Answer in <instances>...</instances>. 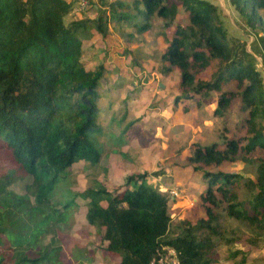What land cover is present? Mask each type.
I'll return each mask as SVG.
<instances>
[{
	"label": "trees",
	"instance_id": "trees-1",
	"mask_svg": "<svg viewBox=\"0 0 264 264\" xmlns=\"http://www.w3.org/2000/svg\"><path fill=\"white\" fill-rule=\"evenodd\" d=\"M99 2L103 9L95 19L65 25L71 0H0V264L88 261L79 240L60 232L73 224L80 205L106 252L118 256L117 264H151L164 247L174 250L178 264H220V245L258 246L264 240V0H229L243 33L251 30L250 49L261 65L245 43L226 44L217 8L207 1ZM179 7L185 27L165 39L159 56L165 73L178 71L180 93L172 108L215 95V116L238 100L245 117L239 137L193 146L187 161L197 180L182 177L192 188L202 186L204 216L173 224L169 208L176 199L152 186L147 173L125 177L112 191L93 180L80 192L72 191L70 173L79 162L99 165L101 111L109 113L111 127L127 116L125 107L119 119V111H111L114 90L104 87L105 66L88 67L84 58L88 26L100 35L108 26L124 34V27L130 40L147 32L152 19L169 26ZM213 62L210 79H196ZM134 124L127 122L122 136L129 137ZM236 162L247 175L225 168ZM225 220L244 232L227 229ZM249 251L230 250L225 264H250Z\"/></svg>",
	"mask_w": 264,
	"mask_h": 264
},
{
	"label": "rangeland",
	"instance_id": "rangeland-1",
	"mask_svg": "<svg viewBox=\"0 0 264 264\" xmlns=\"http://www.w3.org/2000/svg\"><path fill=\"white\" fill-rule=\"evenodd\" d=\"M100 0H89V7L83 12L70 10L64 17V24L68 25L77 20L91 21L96 18ZM114 2L117 0H106ZM217 8V15L227 33V45L245 43L252 40L251 30L244 32L245 25L239 15L229 3V0H203ZM169 26L159 19L151 20V27L147 32L134 33L128 37L129 30L122 27L124 34L108 26L105 35L97 33L92 25L88 26L91 37L83 40L84 58L88 67L103 64L108 71L104 83L106 89L113 92L112 112L119 111L118 119L127 110L126 121L119 127L110 126V115L101 111V136L96 137L97 147L100 149L101 161L96 167L83 162L75 164L71 169L73 180L72 191H83L91 181L100 182L108 191L120 186L124 178L136 173H147L152 186L175 192L177 199L169 208L173 224L184 219L203 217L204 212L198 198L202 186L192 188L189 181L182 176L187 175L195 184L197 175L188 164L187 157L191 154L195 144L203 145L211 141L223 140V137H239L243 129L239 101L235 100L228 112L223 116H215V95L197 104L193 102L183 109L179 104L172 108L175 96L180 93L179 75L177 70L165 73L159 62V56L166 47L165 39H171L177 27H185L186 14L181 8ZM137 61L138 64H135ZM217 62L211 63L196 79L208 80L216 70ZM111 90H109L111 92ZM124 99L127 101L123 105ZM125 107V109H124ZM111 112V113H112ZM135 124L129 130V137L122 136V129L127 122ZM120 135V140L117 138ZM1 162V165H5ZM231 167L233 171H240L247 175L248 169L236 162ZM155 173H160L158 176ZM66 185L65 183L59 186ZM203 185V184H202ZM204 186V185H203ZM19 191L20 184H15ZM62 194V193H61ZM227 229L235 233L244 232L243 227L229 220L224 221ZM172 230V228H171ZM69 239L79 240L80 247L85 249L88 261L70 264H117L118 256L105 250L106 243L101 240V234L85 221V208L79 206L74 215L73 224L60 231ZM172 232V231H170ZM264 240L252 249L246 243L234 245H220L216 248V259L225 264L229 251L236 249L250 250L252 258L250 264H264ZM73 246L72 243L69 246ZM75 252V250H74ZM70 258L71 253L68 252Z\"/></svg>",
	"mask_w": 264,
	"mask_h": 264
},
{
	"label": "built area",
	"instance_id": "built-area-1",
	"mask_svg": "<svg viewBox=\"0 0 264 264\" xmlns=\"http://www.w3.org/2000/svg\"><path fill=\"white\" fill-rule=\"evenodd\" d=\"M73 2V11L83 12L88 9L90 3L89 0H71ZM170 196L175 200L177 194L170 192ZM151 264H178V259L174 250L168 247L162 248V252L157 254V257L151 262Z\"/></svg>",
	"mask_w": 264,
	"mask_h": 264
},
{
	"label": "crops",
	"instance_id": "crops-1",
	"mask_svg": "<svg viewBox=\"0 0 264 264\" xmlns=\"http://www.w3.org/2000/svg\"><path fill=\"white\" fill-rule=\"evenodd\" d=\"M252 41H253V38H252V40L250 41V43L248 44V46H246V49H247V51H248L249 53H251V54L254 56V58L256 59V61H257V63H258V65H261V63H262V62H261V59H260L259 57L255 56V55L252 53L251 49H250V45H251Z\"/></svg>",
	"mask_w": 264,
	"mask_h": 264
}]
</instances>
